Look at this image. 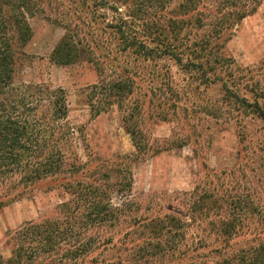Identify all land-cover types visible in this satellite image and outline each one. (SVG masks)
<instances>
[{"label": "trees", "instance_id": "trees-1", "mask_svg": "<svg viewBox=\"0 0 264 264\" xmlns=\"http://www.w3.org/2000/svg\"><path fill=\"white\" fill-rule=\"evenodd\" d=\"M41 1L0 0V209L46 178L68 176L64 190L69 199L59 204L58 216L25 222L10 233V256H0V264H78L95 252L91 264H129L119 257L116 262L98 259L119 242L112 236L97 240L90 231L114 227L131 209L112 206L106 184L87 181L84 172L78 177L85 168L74 150L80 129L67 123L64 90L17 79L26 57L24 48L32 38L29 19L40 10ZM81 1L89 4L87 16L76 15L74 25L62 26L65 33L53 47L50 61L59 66L80 61L93 65L98 80L79 96L92 117L114 106L119 109L133 157L146 156L151 148L144 139L143 113L165 120L179 99L167 70L149 72L161 61L189 74L192 83L221 86L222 98L207 108L211 118L221 116L222 103L238 116L264 117V89L254 80L255 73L239 70L222 53L233 28L264 0ZM84 18L99 26L98 40L85 31L89 27ZM143 67L149 68V82L160 78L162 88L148 85L142 90ZM160 150L153 147L152 154ZM113 173L128 177L130 188L128 168ZM199 193L195 187L189 194V218L196 212L208 217L212 211L208 227L215 239L201 237L188 245L181 242L185 219L170 214L139 216L127 231L137 232L143 241L133 246L137 251L133 264H168L187 250L202 253L207 247L213 255L209 264H264V206L240 196L228 195L225 200L209 189ZM225 251L229 257H222ZM138 259L145 262L136 263Z\"/></svg>", "mask_w": 264, "mask_h": 264}, {"label": "rangeland", "instance_id": "rangeland-1", "mask_svg": "<svg viewBox=\"0 0 264 264\" xmlns=\"http://www.w3.org/2000/svg\"><path fill=\"white\" fill-rule=\"evenodd\" d=\"M87 7L89 4L81 0L41 1L40 10L29 19L32 38L24 48L26 57L17 79L64 90L68 102L67 123L80 129L79 134H75L74 150L85 168L78 177L84 172L87 181L95 179V183L106 184L110 204L131 209L114 227L102 226L90 231L97 240L112 236L113 241L119 242L115 249L108 248L98 259L116 262L119 257L129 264L135 263L137 251L133 246L143 241L137 232L129 234L127 231L139 216H179L187 221L181 228L185 233L181 242L190 245L206 236L212 242L216 237L208 227L212 211L208 217L196 212L192 220L189 218V194L195 187L201 193L212 190L225 200H229L228 195L240 196L264 206V117L251 113L238 116L236 110L227 109L224 103L218 119L208 116L207 108L223 96L220 85L204 88L192 83L189 74L165 61L159 62L158 68L150 66L155 70H149L152 74L167 70L179 99L165 120L150 116L148 111L143 113L144 139L148 147L151 146L149 155L143 157L132 156L134 147L116 106L91 116L79 92L98 80L93 65L80 61L59 66L50 61L53 47L65 33L62 26L74 25L76 15L87 16ZM108 14L109 18L111 13ZM82 20L89 27L85 31L98 40L101 32L96 28L99 26L90 24L87 18ZM222 53L233 60L239 70H253L254 80L264 89V2L233 28ZM148 69L142 68L146 72L142 90L148 85L162 88L160 78L149 82ZM239 93L243 94V89ZM236 118H239L237 122ZM153 147L163 150L152 154ZM126 168L130 170V188L126 187L128 177L113 173ZM67 180L68 176L46 178L0 209L2 258L10 256L11 244L7 242L10 233L25 222L58 216L59 204L69 199L64 190ZM125 233L129 235L123 237ZM209 250L210 247L204 248L202 253L187 250L168 264H209L213 256ZM92 255L78 260V264H91ZM229 256V251L222 253V257ZM144 260L138 259L136 263Z\"/></svg>", "mask_w": 264, "mask_h": 264}]
</instances>
